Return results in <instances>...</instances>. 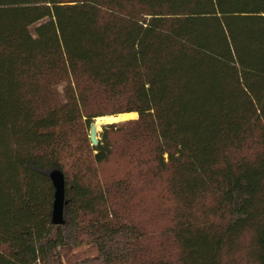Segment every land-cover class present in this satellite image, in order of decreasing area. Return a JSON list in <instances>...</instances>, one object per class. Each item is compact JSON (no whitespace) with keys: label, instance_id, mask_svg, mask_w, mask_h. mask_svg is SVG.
Returning a JSON list of instances; mask_svg holds the SVG:
<instances>
[{"label":"trees","instance_id":"16d2710c","mask_svg":"<svg viewBox=\"0 0 264 264\" xmlns=\"http://www.w3.org/2000/svg\"><path fill=\"white\" fill-rule=\"evenodd\" d=\"M86 243L75 264H264V0H0V264Z\"/></svg>","mask_w":264,"mask_h":264},{"label":"water","instance_id":"95a60500","mask_svg":"<svg viewBox=\"0 0 264 264\" xmlns=\"http://www.w3.org/2000/svg\"><path fill=\"white\" fill-rule=\"evenodd\" d=\"M104 125L106 124H102L101 127ZM88 138H89V142L91 146H96L98 144L99 139H98V131L96 130L95 120L89 124ZM47 176L50 179L53 189H54L52 209H51V224L63 225L65 222L63 213H64V206L66 204V201L64 198L63 174L58 169H52L47 172Z\"/></svg>","mask_w":264,"mask_h":264},{"label":"rangeland","instance_id":"374dc122","mask_svg":"<svg viewBox=\"0 0 264 264\" xmlns=\"http://www.w3.org/2000/svg\"><path fill=\"white\" fill-rule=\"evenodd\" d=\"M56 89L59 93H61L62 85L57 86ZM124 114H129V113H124ZM136 117H137V114L135 117H132L129 119H135ZM127 119H124V120H127ZM101 128L98 130V139H99V133L101 132ZM113 164H114V161H111L106 166V169L109 170L110 168H112ZM162 222L164 223V220ZM96 254H97V248L92 243H86L79 247H64L60 249V255H61V260L63 264H75L77 261L81 259L90 258V257L95 256Z\"/></svg>","mask_w":264,"mask_h":264},{"label":"bare ground","instance_id":"6f19581e","mask_svg":"<svg viewBox=\"0 0 264 264\" xmlns=\"http://www.w3.org/2000/svg\"><path fill=\"white\" fill-rule=\"evenodd\" d=\"M136 113L120 114L115 116H102L95 119L96 130L98 131L102 124L118 122L124 119L135 117Z\"/></svg>","mask_w":264,"mask_h":264}]
</instances>
